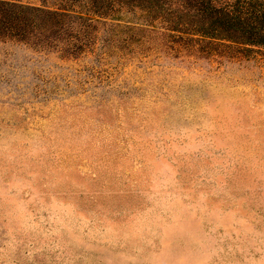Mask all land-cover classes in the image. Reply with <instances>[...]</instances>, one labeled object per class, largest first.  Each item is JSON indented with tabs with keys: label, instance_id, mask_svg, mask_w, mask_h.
<instances>
[{
	"label": "rangeland",
	"instance_id": "obj_1",
	"mask_svg": "<svg viewBox=\"0 0 264 264\" xmlns=\"http://www.w3.org/2000/svg\"><path fill=\"white\" fill-rule=\"evenodd\" d=\"M94 1L0 22V264H264V50Z\"/></svg>",
	"mask_w": 264,
	"mask_h": 264
},
{
	"label": "trees",
	"instance_id": "obj_2",
	"mask_svg": "<svg viewBox=\"0 0 264 264\" xmlns=\"http://www.w3.org/2000/svg\"><path fill=\"white\" fill-rule=\"evenodd\" d=\"M36 1L39 3L0 0V22L8 28H24L55 20L81 35V29L89 26L96 16H111L100 11L94 0ZM123 3V0L102 2L104 6L108 4L106 8L111 12ZM133 6L152 8L134 3ZM163 12L174 31L182 33L185 28L208 41L264 50V0H171V7L163 8Z\"/></svg>",
	"mask_w": 264,
	"mask_h": 264
}]
</instances>
